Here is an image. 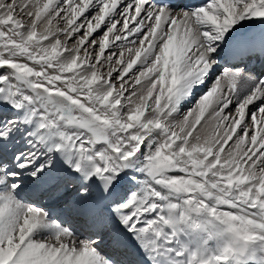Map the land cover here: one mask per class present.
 Masks as SVG:
<instances>
[{
	"label": "snow or ice",
	"instance_id": "1",
	"mask_svg": "<svg viewBox=\"0 0 264 264\" xmlns=\"http://www.w3.org/2000/svg\"><path fill=\"white\" fill-rule=\"evenodd\" d=\"M0 264H264V0H0Z\"/></svg>",
	"mask_w": 264,
	"mask_h": 264
},
{
	"label": "rangeland",
	"instance_id": "2",
	"mask_svg": "<svg viewBox=\"0 0 264 264\" xmlns=\"http://www.w3.org/2000/svg\"><path fill=\"white\" fill-rule=\"evenodd\" d=\"M26 19V18H25ZM37 203H39V201H37ZM47 205H49V206H47ZM44 208H46V209H51L52 210V208H54L55 206H54V204H52V203H45L44 205H42ZM60 211V215H62V218L65 220V217H64V214L65 213H63V211H61V209L58 207L57 209H56V212H52V218H55L56 219V217L57 216H55L56 215V213L57 212H59ZM54 219V220H55Z\"/></svg>",
	"mask_w": 264,
	"mask_h": 264
},
{
	"label": "bare ground",
	"instance_id": "3",
	"mask_svg": "<svg viewBox=\"0 0 264 264\" xmlns=\"http://www.w3.org/2000/svg\"><path fill=\"white\" fill-rule=\"evenodd\" d=\"M253 27H254L255 29H259V28H260V25H254ZM43 205H44V204H43ZM47 206H49V205H47ZM54 206H55V207L52 208V212H56V209L58 208L56 205H54ZM55 216H57L56 219H55V218H53V219H55L57 222H61V221H63V222L65 223V226H67L66 221L62 218V215H60V211L57 212Z\"/></svg>",
	"mask_w": 264,
	"mask_h": 264
}]
</instances>
